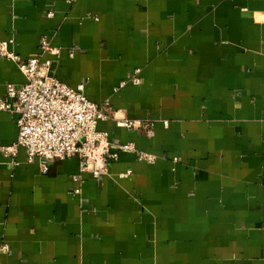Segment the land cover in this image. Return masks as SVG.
I'll use <instances>...</instances> for the list:
<instances>
[{
    "label": "crops",
    "instance_id": "obj_1",
    "mask_svg": "<svg viewBox=\"0 0 264 264\" xmlns=\"http://www.w3.org/2000/svg\"><path fill=\"white\" fill-rule=\"evenodd\" d=\"M43 38L50 76L108 105L97 130L135 152L99 179L0 154V264H264V0H0L13 53ZM24 83L0 57V101ZM17 137L0 111V146Z\"/></svg>",
    "mask_w": 264,
    "mask_h": 264
},
{
    "label": "built area",
    "instance_id": "obj_2",
    "mask_svg": "<svg viewBox=\"0 0 264 264\" xmlns=\"http://www.w3.org/2000/svg\"><path fill=\"white\" fill-rule=\"evenodd\" d=\"M51 17L52 14L50 13ZM13 39L0 41V57L13 63L24 76L25 83L18 89L7 85L6 96L0 101V111L17 116L18 137L14 144L0 146V154L16 164L19 149L27 154V163L79 160L81 173H90L94 179L107 174L108 165L118 159V153L135 152L132 144L110 149L107 135L97 130V124L111 118L108 105H97L84 95L85 85L70 88L50 76L51 62L41 61L51 53L59 55L46 38L41 40L37 58L23 60L10 50ZM139 70H135L130 82L140 84ZM123 84L120 85L122 87ZM119 127L127 130L144 128L147 136H153V124L127 119L117 120ZM138 159L153 163L155 157L140 153Z\"/></svg>",
    "mask_w": 264,
    "mask_h": 264
}]
</instances>
